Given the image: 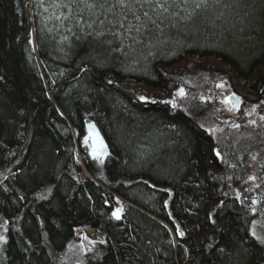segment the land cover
<instances>
[{"label": "trees", "instance_id": "obj_1", "mask_svg": "<svg viewBox=\"0 0 264 264\" xmlns=\"http://www.w3.org/2000/svg\"><path fill=\"white\" fill-rule=\"evenodd\" d=\"M198 2L0 0V264H264L246 177L263 137L239 141L211 117L222 102L200 99L232 78L264 100V0ZM86 228L102 240L69 260Z\"/></svg>", "mask_w": 264, "mask_h": 264}, {"label": "rangeland", "instance_id": "obj_2", "mask_svg": "<svg viewBox=\"0 0 264 264\" xmlns=\"http://www.w3.org/2000/svg\"><path fill=\"white\" fill-rule=\"evenodd\" d=\"M33 49L35 51L34 45H33ZM185 61H189L190 64L192 65H197V64L214 65L213 64L214 61L210 59L197 60V59L189 58ZM223 69L229 74L227 68L223 67ZM220 85H223L224 87H230L231 90L221 88ZM131 86H136L135 89L139 93L144 92V87L141 86V84H131ZM215 87L216 89L214 93L212 94V96L210 94L205 95L206 93L200 95V99L203 102L211 101L212 97H215L219 101L222 102V111L219 112L218 110H216V113L213 116L211 115V117L214 120L215 119L218 121L220 120L224 122L225 124H227L228 127L232 129V133L233 135L236 136L237 139H239L240 137L247 136L251 134L252 132H254V134L258 136L259 138L263 137L262 147L250 149V152L252 154L255 153L254 157L256 159L254 158V161H252L251 166L247 168V171H246V177L250 181L249 182L250 186L255 188V190L250 195L251 202L255 201V207L251 208V210L256 211L259 208L262 209L263 208L262 205L264 203V100L263 101L257 100L254 95H251L248 93L247 89L244 86L235 82L232 78L230 80H219L217 84L215 85ZM180 89H182V87ZM231 92L241 98V104H240L239 109H236L234 106L236 104V100L233 101L234 105H230L228 101H225V98L228 97ZM141 94L143 95V97H145V94L143 93ZM160 94L164 95V93L162 92H160ZM184 94L186 95V92H184ZM143 101H146V100H143ZM211 117H210V120L212 121ZM213 133L216 136L219 135L215 133L214 131ZM87 137H89L88 134L85 138H83V140L85 141ZM220 137L221 136H219V139ZM219 139L217 142H220ZM85 145L87 146L88 151L90 152V155H91L92 153L91 140H89L88 144H85ZM80 176L90 177L84 170H83V173L80 174ZM167 191L169 192V189ZM126 203L128 202L122 197H119V196L116 197V202L112 206L111 215L115 213V210L118 207H120V209L122 210L121 211V215H122V212H123L124 207L126 206ZM263 221L264 220L261 217V214H260V217L259 216L256 217L254 221L255 224L257 223L259 225L257 226V228H255L256 231H258V233L261 234L262 236H264V230H263L264 228L262 227ZM177 229L179 230L178 232H181L180 227H177ZM101 240L102 239L100 237V234L97 231L95 232L94 229H91V228H86V230L82 229L80 234H78L77 232L76 236L71 240L69 244L70 245L69 248L73 249V251L68 255L69 260H76V261L79 260L78 259L79 255H82V254L84 255L85 253L89 252L92 249V246L94 245V243L96 241H101Z\"/></svg>", "mask_w": 264, "mask_h": 264}, {"label": "snow or ice", "instance_id": "obj_3", "mask_svg": "<svg viewBox=\"0 0 264 264\" xmlns=\"http://www.w3.org/2000/svg\"><path fill=\"white\" fill-rule=\"evenodd\" d=\"M77 2L85 4L88 9H95L97 7L104 9L105 5L107 3V0H104V3H99V4L89 3L88 0H69L68 4H65L62 6L67 7L69 9V12H71V5L75 4ZM184 2L187 3V0H184ZM206 3H207V0H199V2L196 3V7L199 8L202 5H206ZM137 4H139L140 7H143L144 5L147 4L153 8V11L160 9V10H163L166 12V11H168L169 7H171L174 4H177V0H171V3H169V0H115V3L112 5V7L113 8L120 7L122 10L127 9L128 11H132L133 7ZM57 6H61V5H57ZM132 15L135 16V18L137 20L140 19V17L138 15H136L135 12H132ZM143 15L145 17H148L149 20H151V17L149 16V13L147 11H145L143 13ZM101 23H103V21H101ZM123 26L124 25L121 22L120 27H123ZM88 27L91 28L92 25L89 24ZM178 94L180 96H183L184 95L183 89H181ZM140 99L146 100L145 97H140ZM229 99L231 100L233 98H229ZM234 99L236 100L237 105L241 102L239 97H234ZM170 103H172L173 106L175 107L174 102H170ZM89 140L92 141V153H91V155H92L93 159H100L102 156H104L106 154V146L104 145L103 140L100 138L99 133L95 130L94 125L89 126V137H87L85 139L84 143L88 144ZM253 203H255V201H253ZM121 211L122 210H117V212L113 213L115 219L119 220L121 218ZM177 231H179V230L177 229ZM179 235L183 236L184 233L179 232ZM251 235L260 245L264 246V236L259 235L257 233L255 227H253L251 229ZM0 241H4V238L0 237ZM4 242H6V241H4ZM221 251H223V249Z\"/></svg>", "mask_w": 264, "mask_h": 264}, {"label": "bare ground", "instance_id": "obj_4", "mask_svg": "<svg viewBox=\"0 0 264 264\" xmlns=\"http://www.w3.org/2000/svg\"><path fill=\"white\" fill-rule=\"evenodd\" d=\"M90 125H94L95 126V130L99 133L100 131H99V129L97 128V126L95 125V123L94 122H92L91 120H86L85 121V128H86V131H87V134H89V126ZM100 136V135H99ZM100 138L102 139V137L100 136ZM102 140H104V139H102ZM104 142V145L106 146V154H107V152H108V149H107V144L105 143V141H103ZM240 151V150H239ZM105 154V155H106ZM239 155H241V156H243L244 154H243V151H240V153H239ZM252 156V155H251ZM249 158V160H250V163H252V161H254V159H253V157L252 158H250V157H248ZM256 162V161H255ZM250 182V181H249ZM248 204V206L250 207V208H254L255 207V203H253V202H248L247 203ZM117 210H121L120 209V207H118L116 210H115V212H117ZM254 227V226H253ZM257 233H258V231H257ZM259 234V233H258ZM180 235H179V232H177V234H176V237L175 238H179L180 239Z\"/></svg>", "mask_w": 264, "mask_h": 264}, {"label": "water", "instance_id": "obj_5", "mask_svg": "<svg viewBox=\"0 0 264 264\" xmlns=\"http://www.w3.org/2000/svg\"><path fill=\"white\" fill-rule=\"evenodd\" d=\"M220 86H221V88L231 90L230 87H224L223 85H220ZM220 86H219V87H220ZM234 97H239V96H236L234 93L231 92L230 95H229L228 97L225 98V101H228V102L230 103V105H234V104H233V101L235 100ZM229 98H233V99L230 100ZM239 99H240V101H241V98H240V97H239ZM240 104H241V102H240L238 105L235 104V105H234L235 108H236V109H239ZM94 231L96 232V230H94Z\"/></svg>", "mask_w": 264, "mask_h": 264}]
</instances>
